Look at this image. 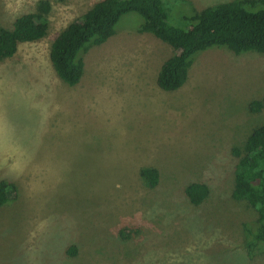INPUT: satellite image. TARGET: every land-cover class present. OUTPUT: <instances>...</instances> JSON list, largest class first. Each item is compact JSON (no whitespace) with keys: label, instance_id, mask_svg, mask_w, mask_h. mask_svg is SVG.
Here are the masks:
<instances>
[{"label":"rangeland","instance_id":"obj_1","mask_svg":"<svg viewBox=\"0 0 264 264\" xmlns=\"http://www.w3.org/2000/svg\"><path fill=\"white\" fill-rule=\"evenodd\" d=\"M40 1L0 0V27ZM47 1V36L0 61V182L16 187L0 206V264H264L244 241L258 214L232 198L233 149L264 124L249 109L264 96V54L207 50L166 92L157 77L175 51L129 13L70 87L51 45L100 0ZM229 1H170L168 22L187 28L195 10ZM145 167L159 171L155 188ZM193 182L210 189L199 206L185 196Z\"/></svg>","mask_w":264,"mask_h":264},{"label":"trees","instance_id":"obj_2","mask_svg":"<svg viewBox=\"0 0 264 264\" xmlns=\"http://www.w3.org/2000/svg\"><path fill=\"white\" fill-rule=\"evenodd\" d=\"M170 1L173 0L98 1L52 43L50 61L57 76L68 86H77L84 76L85 55L115 36L121 18L129 13L143 18L139 33L150 34L175 51L157 77L158 87L166 92L178 91L186 84L195 58L207 50L264 54V0H232L195 10L192 17L185 19L187 28L169 24ZM51 10V3L42 0L35 12L17 17L11 28L0 27V61L13 58L22 44L43 40L49 31ZM249 109L252 113L264 111V96L252 101ZM233 154L237 164L232 198L245 202L258 214L255 222L243 225L245 247L254 258L264 254V124L250 133L242 147H235ZM140 175L151 189L159 183L156 168H142ZM15 188L12 183L0 182V206L7 202L5 194L14 193ZM209 193V186L200 182L185 189L193 206L201 205ZM71 250V254L76 253L75 247Z\"/></svg>","mask_w":264,"mask_h":264}]
</instances>
